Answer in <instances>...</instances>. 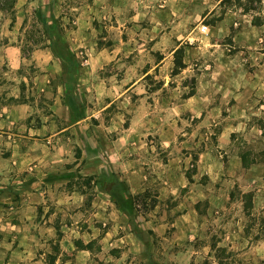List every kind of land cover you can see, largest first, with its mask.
I'll list each match as a JSON object with an SVG mask.
<instances>
[{
    "label": "rangeland",
    "instance_id": "obj_1",
    "mask_svg": "<svg viewBox=\"0 0 264 264\" xmlns=\"http://www.w3.org/2000/svg\"><path fill=\"white\" fill-rule=\"evenodd\" d=\"M85 1L95 0L62 1V17L53 16L51 24L58 27L55 38L62 36L63 43L58 45L62 56L69 62L76 60L69 82L62 77L68 87V101L80 108L83 117L86 111L94 115L88 123L77 127V133L65 134L61 146L68 150L70 161L62 164L73 169L43 185L49 198L44 210H61L73 191L84 194L85 206L92 210L88 204L102 189L93 181L92 187L86 185L91 175L80 171V157L88 146H97L108 162L102 172L92 175L94 181L108 177L105 189L114 179L129 185L122 175L142 168L145 189L133 193L140 194L138 205L127 222L132 227V217L134 224L147 233L145 237L139 236L141 246L137 253L124 247L114 248L103 253L101 259L95 256L93 264H115L108 261L110 255L118 258L116 264H264V248H260V241L264 240V196L259 206L255 207L253 201V206L248 207L244 196L247 192L238 182L223 185L224 180L212 181L209 176L198 175L203 153L224 158L227 154L218 134L223 126L221 117L204 121L212 107L205 106L201 113L197 108L198 89L202 90L204 84V94L211 91L208 84L218 62L210 51L211 25L229 10L252 13L253 21L259 23L264 17L256 12L264 16V0H100V4L94 5L97 11L89 28L90 41L111 56L99 64H90V55L74 48L67 35L76 26L78 8ZM43 18L37 11L25 32L26 68L32 67V49L47 44ZM203 25L208 26L206 32L201 31ZM230 41L231 37H227L223 42ZM229 49L234 51L232 47L226 51ZM0 70L2 79H6L4 65H0ZM184 104H188L187 109ZM258 123L264 131V120ZM233 139L234 146L242 151L262 147L260 143L256 148L247 144L244 147L243 137ZM258 150L251 151V158L254 154L261 158ZM116 162L124 171L115 170ZM203 185L209 186L208 194L217 192L215 189L220 186L228 187L229 201L224 207H216L211 196L199 199L195 204L200 215L195 220L196 231L178 242L174 223L181 214V203L187 201V195L197 192L195 187ZM12 191L10 196H19L15 188ZM155 198L158 202L152 208ZM144 218L151 219L149 226L143 224ZM158 227L161 229H153ZM50 247L57 249L55 240ZM223 247L226 252L219 251ZM93 249L97 254V242ZM54 256V251L45 256L48 263L53 262Z\"/></svg>",
    "mask_w": 264,
    "mask_h": 264
},
{
    "label": "crops",
    "instance_id": "obj_2",
    "mask_svg": "<svg viewBox=\"0 0 264 264\" xmlns=\"http://www.w3.org/2000/svg\"><path fill=\"white\" fill-rule=\"evenodd\" d=\"M62 1L66 0H17L13 15L0 13V65H4L6 76L2 79L0 70V264H93L95 256L101 259L103 253L114 248L124 247L137 253L141 246L140 237L127 222L128 213L119 209L104 190L92 198L88 204L90 211L85 206L84 194L79 191L68 195L61 210L49 213L44 210L49 198L43 185L73 169L62 164L70 161L68 150L61 146L65 134L77 133V127L88 123V118L94 115L86 111L84 117L78 118L80 108L76 110L68 101V87L62 77L64 81L69 78L49 38L46 45L32 49V67L26 68L25 32L31 19L39 11L45 21L52 23L53 16L62 17ZM100 2L81 4L76 26L67 32L73 47L90 55V64H99L111 56L107 50L96 49L90 41L89 28L97 11L94 5ZM256 14L264 17L259 12ZM210 28L213 41L210 51L218 62L208 84L211 91L204 94V84L202 90L198 89L197 108L201 113L205 106L212 107L204 121H217L221 117L223 126L218 134L227 155L224 158L203 153L198 175L209 176L212 181L224 180L223 185L238 182L243 192L254 193L257 207L264 196V160L257 157L256 162L244 167L242 153L246 151L234 146L232 137H243L244 147L247 144L256 148L260 143L262 147L255 150L260 149L258 154L264 150L263 127L258 123L264 120V20L256 23L252 13L229 10ZM227 37L231 41L225 44ZM227 47L234 51L227 52ZM183 107L187 109L188 104ZM103 156L101 148L88 146L80 157L83 162L80 171L86 175L102 172L108 162ZM120 165L118 162L114 165L117 172L124 171ZM143 174L139 167L122 175L132 193L145 189ZM12 187L19 193L16 198L10 196ZM207 187H195L197 192L187 195V201L181 203V214L174 223L178 242L196 231L195 220L200 215L195 204L199 199L211 196V203L216 207L228 203V187L220 186L211 194L206 193ZM150 221L144 218L143 224L149 226ZM52 240L57 244L56 250H51ZM94 242L99 244L97 254ZM89 243L91 246L86 247ZM260 244L264 248V240ZM52 251L55 256L48 263L45 256ZM110 256L108 261L117 263L118 258ZM261 257L264 258V253Z\"/></svg>",
    "mask_w": 264,
    "mask_h": 264
},
{
    "label": "trees",
    "instance_id": "obj_3",
    "mask_svg": "<svg viewBox=\"0 0 264 264\" xmlns=\"http://www.w3.org/2000/svg\"><path fill=\"white\" fill-rule=\"evenodd\" d=\"M16 2H17V0H0V13L7 11L13 15L15 12ZM40 13L42 14V12H40ZM42 16L44 17L43 14H42ZM44 27H45V30L47 33L46 34L47 38H49L51 40L50 45L53 47L54 53L62 59L65 74L68 76L71 75V71L73 70L72 68L75 65L76 60L73 58V60H71V62H69L62 56L61 50L58 46L59 44L63 43L62 36L59 35L58 37L55 38V34H54L58 30L57 29L58 27L55 26L54 24H51V23L49 24L45 20H44ZM67 81L69 82V80H67ZM67 81H66V83H68ZM71 105H73V104H71ZM77 107L78 106H74V108H76V110H77ZM80 117H83V114L82 115L80 114L78 116V118H80ZM263 137H264V131H263ZM260 154H261V159L264 160V150L261 151ZM258 158H257V156H254L253 158H251V151H249V150L242 153V160H243L244 167H249L252 163L256 162ZM94 177H95L94 175L89 176V178H87L86 185H88L89 187H92L93 186L92 181H93L94 185L100 186V188L102 190L108 192L111 195L112 201L116 204V206L119 209L126 211L129 216L131 215V213L135 209H137L138 196L140 194H133L130 191L129 185L125 181L114 179V182L112 183V185H110L109 189H105L104 181H106V179L108 177H101L95 181H94ZM244 196H245L246 201L248 203V207L253 206L254 194L252 192H247L244 194ZM157 202H158V199L155 198L154 203L151 205V207L155 208ZM130 223L132 225L133 231L138 236H142V237L144 236L145 237V234L147 232H145L140 226H137V224H134L132 217H130ZM148 232L152 233L153 230H149ZM80 246H84V244H81ZM85 246L89 247V246H91V243H89ZM219 251L226 252L227 250H226V248L223 247V248H220ZM231 255H232V252H231ZM217 258H219V256H217ZM107 264H110V263H107ZM220 264H224V263L221 262Z\"/></svg>",
    "mask_w": 264,
    "mask_h": 264
},
{
    "label": "built area",
    "instance_id": "obj_4",
    "mask_svg": "<svg viewBox=\"0 0 264 264\" xmlns=\"http://www.w3.org/2000/svg\"><path fill=\"white\" fill-rule=\"evenodd\" d=\"M207 29H208V26H207V25H203V26L201 27V31H202V32H206Z\"/></svg>",
    "mask_w": 264,
    "mask_h": 264
}]
</instances>
